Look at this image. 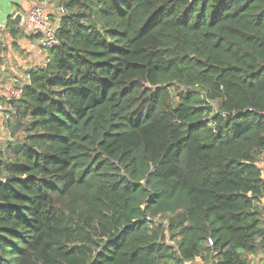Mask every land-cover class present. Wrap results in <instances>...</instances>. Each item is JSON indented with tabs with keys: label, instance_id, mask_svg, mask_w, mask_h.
I'll return each instance as SVG.
<instances>
[{
	"label": "trees",
	"instance_id": "1",
	"mask_svg": "<svg viewBox=\"0 0 264 264\" xmlns=\"http://www.w3.org/2000/svg\"><path fill=\"white\" fill-rule=\"evenodd\" d=\"M59 5L7 121L0 264L264 263V0Z\"/></svg>",
	"mask_w": 264,
	"mask_h": 264
},
{
	"label": "crops",
	"instance_id": "2",
	"mask_svg": "<svg viewBox=\"0 0 264 264\" xmlns=\"http://www.w3.org/2000/svg\"><path fill=\"white\" fill-rule=\"evenodd\" d=\"M29 2H30V4H29ZM26 5H28V6H26ZM38 5H42V6H44V8H46L48 15L50 16V18L53 21L54 20L56 21V19H58V18H62V15L60 13V5H59V2H57V1H56V3H54L52 1L50 2L49 0H37V1L29 0L28 2H27V0H0V24L5 28V30L2 33H0V53H2L0 55V77H3V75L9 69V63L6 62V60L4 59L5 58L4 55L8 52V50L5 51V54L3 53V51H4L3 49L6 48L5 46L7 45V42L9 40V33L11 34L10 30L7 28L9 18L11 17V19L14 22H16L14 20L16 15L21 14L23 17H25V14L32 7L38 6ZM21 8H24V12L21 11ZM16 24H17L16 28L19 29L21 26H23L25 24V22H23L22 25H19L17 22H16ZM18 34L19 33H17L16 36H18ZM36 36L37 35H34L33 33L29 34V38H30L31 43H32L30 48L34 51L36 48L42 49L41 45H40L39 37H36ZM45 57L47 58V56H45ZM29 72L30 71L25 72L26 73V79H23V81L21 80L22 78H20L16 72H9L8 74L11 75V78L9 79V83L7 85L5 84L4 79L0 78V93L3 95V97L7 98L9 96V93L8 94L5 93L6 86H8L7 89H8V92H10V89L16 80L20 81L24 85L26 83H28ZM4 110L6 112L10 111L8 108V105L5 106ZM3 114L4 113H2V115ZM8 116L6 115L7 118H8ZM4 121L6 123L5 127L8 128L7 119ZM5 127H4V131L6 130ZM9 138H11V137L10 136L8 137V135H7V141L4 143L1 142L2 143L1 146L3 147V149H6L7 142L9 141ZM263 177H264V173H263ZM261 257L262 256H258L257 258H255L254 256H251V258L253 260V264H255V263L256 264H264L263 262H260ZM196 261H197V264H203L201 259H198Z\"/></svg>",
	"mask_w": 264,
	"mask_h": 264
},
{
	"label": "rangeland",
	"instance_id": "3",
	"mask_svg": "<svg viewBox=\"0 0 264 264\" xmlns=\"http://www.w3.org/2000/svg\"><path fill=\"white\" fill-rule=\"evenodd\" d=\"M29 0H27L28 2ZM37 1V0H32ZM50 2L56 3L59 2V0H49ZM30 4V2H29ZM28 6V5H26ZM42 6V5H41ZM44 7V6H43ZM21 11L24 12V8H21ZM61 13V11H60ZM26 16V14H25ZM31 33L30 24L26 22L23 26L19 28V34L18 36L14 34L9 33V40L7 42L6 48L3 49V53L5 54V51L8 50V52L4 55V59L6 62L9 63V69L8 71L3 75V77H0L1 79H4L5 84L7 85L9 83V79L11 78V75L8 74L9 72H16L21 80L26 79V71H31L32 69L41 66L45 61L46 57L48 56V51L42 50L40 48H36L35 51L30 48L31 46V40L29 38V34ZM1 51V52H2ZM2 53H0L1 55ZM8 86L5 88V93L8 94ZM2 113H4L2 115ZM0 114V148H3L1 145L2 143L7 141V135L8 137L11 136L10 129L5 127V121L9 120L11 114L3 110ZM8 116V118L6 117ZM4 127L6 130L4 131ZM2 142V143H1ZM166 221V220H162Z\"/></svg>",
	"mask_w": 264,
	"mask_h": 264
},
{
	"label": "built area",
	"instance_id": "4",
	"mask_svg": "<svg viewBox=\"0 0 264 264\" xmlns=\"http://www.w3.org/2000/svg\"><path fill=\"white\" fill-rule=\"evenodd\" d=\"M61 15L63 16L66 11L64 8H60ZM26 22L30 24L31 33L34 35H39V41L41 48L45 51H49L59 47L61 41L57 36V30L60 27L62 18L52 20L48 15L46 8L41 5L32 7L26 13ZM5 28L0 24V33H2ZM46 65V61L44 63ZM24 84L16 80L13 86L10 89L9 96L4 98L0 93V114L5 109V106L8 105L9 110L11 111L12 116H16V110L13 109L12 103L21 99L23 94ZM3 149L0 148V158L2 155ZM258 166L262 169L264 173V163L259 162ZM5 182V181H4ZM166 223V221L164 222ZM209 244L213 245L212 239H209Z\"/></svg>",
	"mask_w": 264,
	"mask_h": 264
},
{
	"label": "water",
	"instance_id": "5",
	"mask_svg": "<svg viewBox=\"0 0 264 264\" xmlns=\"http://www.w3.org/2000/svg\"><path fill=\"white\" fill-rule=\"evenodd\" d=\"M14 20L19 24L22 25L25 22L26 18L23 17L21 14L15 16Z\"/></svg>",
	"mask_w": 264,
	"mask_h": 264
}]
</instances>
